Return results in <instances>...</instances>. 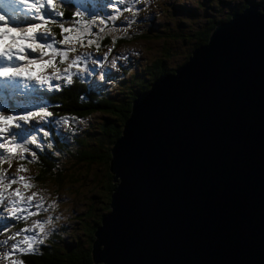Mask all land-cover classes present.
<instances>
[{
    "label": "water",
    "instance_id": "95a60500",
    "mask_svg": "<svg viewBox=\"0 0 264 264\" xmlns=\"http://www.w3.org/2000/svg\"><path fill=\"white\" fill-rule=\"evenodd\" d=\"M172 73L131 101L112 143L91 259L264 264V4L218 21Z\"/></svg>",
    "mask_w": 264,
    "mask_h": 264
},
{
    "label": "trees",
    "instance_id": "16d2710c",
    "mask_svg": "<svg viewBox=\"0 0 264 264\" xmlns=\"http://www.w3.org/2000/svg\"><path fill=\"white\" fill-rule=\"evenodd\" d=\"M192 1L191 4H181L174 0H138L132 11L123 10L127 4L120 5L119 18L108 21L105 32L101 33L104 39L98 41L99 50L95 45L77 48L75 54L88 52L93 59H100L106 47L114 49L139 41L146 44L142 49V58L135 61L133 71L123 65L112 68L108 57L102 65L94 66L89 61V67L96 68L91 76L73 77V83L62 91L47 93L49 110L54 118L67 116L75 119L71 120L70 127L57 125L52 136L45 138L43 150L30 145L36 152L34 162H29L30 154H26L28 159L25 160L17 157V162L27 168V177L33 178L30 183L34 187L39 183L58 191L74 187L78 180L88 181L95 183V188L91 190L95 196L82 199L85 205L69 215L71 223L65 219L59 224L46 225L49 234L35 254L17 253L12 260L23 261V264H101L93 263L91 259L93 232L101 216L109 209L110 193L115 186L108 167L110 148L121 132L132 99L161 74L173 72L175 66L187 59L191 49L207 41L215 22L227 18L229 12L240 10L250 0ZM145 2L151 5L150 10L156 14L154 18L144 17L147 9L141 8ZM256 2L264 4V0ZM57 11L63 12L65 26L76 19L73 13L77 11L84 13V19L99 17L107 20L109 15L115 14L109 0H65ZM195 11L201 14L200 21H188L180 16V13L198 14ZM52 31L57 39L61 38L57 26H52ZM93 31H96L95 27ZM113 37H117L115 44ZM176 44L180 46L174 54L171 47ZM66 66L59 65L61 68ZM101 67L109 74L106 80L97 79L100 78ZM108 84L110 87H107ZM82 121L86 126L78 128L77 124ZM49 142L52 143L51 148L47 147ZM40 179L46 182L40 183Z\"/></svg>",
    "mask_w": 264,
    "mask_h": 264
},
{
    "label": "snow or ice",
    "instance_id": "6c2138e0",
    "mask_svg": "<svg viewBox=\"0 0 264 264\" xmlns=\"http://www.w3.org/2000/svg\"><path fill=\"white\" fill-rule=\"evenodd\" d=\"M64 2L0 0V91L13 101L8 114L0 110V165L8 162L11 167L12 159H28L26 154L31 156L29 162H34L36 152L30 145L43 150L45 138L52 136L57 125L71 126V120L75 118H54L49 110L47 93L62 91L73 83V77L91 76L96 68H90L89 61L94 66L102 65L101 60L93 59L91 53L75 54L77 48L95 45L99 50L98 41L104 39L101 33L105 32L108 21L119 18V6L127 4L123 10L132 11V6L138 0H115L114 3L109 0L115 14L109 15L107 20L99 17L84 19V13L77 11L73 13L76 19L67 26L62 21L63 12L57 11ZM52 26L60 29V39L56 38ZM116 39L113 37V44ZM107 56L106 52L104 59ZM62 64L67 66L59 67ZM111 66L116 68V59L112 60ZM105 75L101 67L100 79L104 80ZM47 147L51 148L52 143H47ZM26 171L23 164L18 166L15 175L0 167V234L8 233L14 221H27L55 206L53 203L46 207L43 197L37 192L25 195L27 189L34 187L30 183L33 178L19 175ZM14 184L22 185L25 191L21 187L12 188ZM52 220L51 216L47 220H35L31 226L26 225L0 241V245L4 246L12 241L10 250L4 253L3 258L8 259L17 253L35 254L49 234L45 226L50 225ZM21 236L23 239L18 240ZM12 264H23V261L12 260Z\"/></svg>",
    "mask_w": 264,
    "mask_h": 264
},
{
    "label": "rangeland",
    "instance_id": "374dc122",
    "mask_svg": "<svg viewBox=\"0 0 264 264\" xmlns=\"http://www.w3.org/2000/svg\"><path fill=\"white\" fill-rule=\"evenodd\" d=\"M174 1H176L177 3H181V4H183V3L184 4H191V3H193L192 0H174ZM250 2H254L255 3L256 0H250ZM150 8H151V5H149V3H147L143 7V9H147L144 12V17L146 19H148V18H154L155 15H156L153 11L150 10ZM194 13H198V12L195 11ZM231 13L232 12H229L228 13V17L225 18V20H227L228 18H230ZM225 14L226 13H224V15ZM217 15H219V13H217ZM180 16L182 18L188 20V21H193V22L200 21V19H201V14L200 13H198V14H183V13H180ZM223 20L224 19H222V21ZM216 24H218V21L215 22L213 24V26H215ZM213 26H211L210 30L212 29ZM210 30H209V33H210ZM106 31L107 32H110V30H106ZM145 45L146 44H144L143 42L139 41V42H135L133 44H127V45H122V46L116 47L113 51H119V50H121L122 51V54H123L124 52H126V51L129 50V55H127V58H132V60H134V63H135V61H139L142 58V55H143V50L142 49L145 47ZM179 46H180V44H176L175 46H172L171 47V50L172 51L174 50V54H176V51H177L176 48L179 47ZM130 51H132L133 53L136 52L137 54L134 53V55L132 56V54H131ZM189 56L190 55H188V57ZM113 59H116V57H113L112 60ZM112 60H111V62H112ZM116 61H117V59H116ZM179 66H181V65H179ZM134 68H135V66L132 67L130 70L133 71ZM172 74H174V73H172ZM83 126H86L85 123H84V121H82L81 123H78L77 124V127L78 128L79 127L82 128ZM18 166L19 165L16 163V159L15 158L12 159V161H11V167H9L10 172H8V173L10 175L17 174V168H18ZM32 170H29V171H32ZM26 173H28V172L26 171ZM19 175L25 176L23 172L19 173ZM39 182L40 183L41 182H44L45 183L46 181H43V180L40 179ZM92 183L93 182L80 181V180H78L76 183H74V185H75L74 187H71V188H66L65 187L63 189L62 188L59 189L58 191H57V188L44 187L43 185L40 186V184L38 183L35 187H32V188L39 193V196H42L43 197L45 206L47 207L48 205H51L53 203L55 204V206L48 208V211H41L39 215L32 216L27 221H24L25 222V226L26 225L27 226H31V224L35 220H46V217H49V216L53 217V220H52L51 223L59 224L62 221H64L65 219L67 220L68 223H71V218H70L69 215L72 214L73 211H80L82 209V207L85 205L83 203L82 199H85L86 197H88L90 195L95 196L91 192V190L95 188V183H93V184ZM70 186L71 185H68L67 187H70ZM16 187H21L22 191H25L23 189L22 185H16V184L12 185V188H16ZM32 188L27 189L25 191V195H31L32 192H35ZM97 191L99 192V189ZM19 222H22V220L19 221ZM19 229H21V227L15 226V223L13 222V224H12V226L10 228V231L7 234H5L6 238L4 240L7 239L8 235H11V234L15 233ZM1 236L2 235H0V241H3L1 239ZM47 236L44 237V239H46ZM17 239L18 240H22L23 239V236L18 237ZM11 243H12V241H10L7 246L0 245V258H3L4 257V253L6 251H9L10 250ZM8 259H10V257Z\"/></svg>",
    "mask_w": 264,
    "mask_h": 264
},
{
    "label": "clouds",
    "instance_id": "9594fccd",
    "mask_svg": "<svg viewBox=\"0 0 264 264\" xmlns=\"http://www.w3.org/2000/svg\"><path fill=\"white\" fill-rule=\"evenodd\" d=\"M147 4V2H145L144 4H143V6H142V8L141 9H143V7L145 6ZM247 5V3L244 5V6H246ZM262 5V4H261ZM243 8V7H242ZM241 8V9H242ZM233 12V11H232ZM220 21V20H219ZM200 44H198V45H196V47L197 46H199ZM109 49H111V52H109ZM115 49V48H114ZM113 48H109V47H106V50H107V52H108V62L110 63V65H111V58L112 57H116V59H117V65H123V67L125 68V67H127V70L128 69H131L132 67H134V60H132V58H127V55H129V50L128 51H126V52H124L123 54H122V51L121 50H119V51H113L114 50ZM194 49V48H193ZM193 49H191V53L189 54V55H191L192 54V50ZM106 50H104V51H106ZM131 52V54H132V56L134 55V53L136 54V52H132V51H130ZM131 56V57H132ZM188 59V58H187ZM186 61V60H185ZM185 61H183L182 63H184ZM182 63H180V64H178L177 66H175L173 69H175L176 67H178L179 65H181ZM110 70V69H109ZM173 72H174V70H173ZM169 73H172V72H169ZM168 72H166V73H164V74H169ZM97 74V73H96ZM98 74H101L100 72L98 73ZM108 75L109 74H106V76H105V79L104 80H106V78L108 77ZM161 75H163V74H161ZM159 77V76H158ZM97 79H99L100 80V78H97ZM153 81H151L150 83H149V87H150V84L152 83ZM107 87H110V84H108L107 85ZM149 87H147V88H145V89H143V90H146V89H148ZM143 90H140L139 92H137L136 93V95H135V97L138 95V94H140L141 93V91H143ZM134 97V98H135ZM133 98V99H134ZM133 99H132V101H133ZM0 110H6L5 108H0ZM9 110H10V108H9ZM6 114H8V109H7V113ZM16 159V163L19 165V163L17 162V157L15 158ZM0 167H3L4 169H7V171L8 172H10V169H9V164H8V162H5L3 165H0ZM24 173V175H25V177H27V176H29L28 175V173H26V172H23ZM23 187V186H22ZM35 191V190H34ZM35 192H37V191H35ZM40 192V191H39ZM38 193V192H37ZM45 216V215H44ZM23 221V220H22ZM14 223H15V226H18V227H21V228H23V227H25V222L23 221V223L22 222H15L14 221ZM5 234H7V233H4V234H0V235H2L1 236V239L2 240H4L5 238H6V236H5ZM0 264H12V256L10 257V259H4V258H0Z\"/></svg>",
    "mask_w": 264,
    "mask_h": 264
}]
</instances>
